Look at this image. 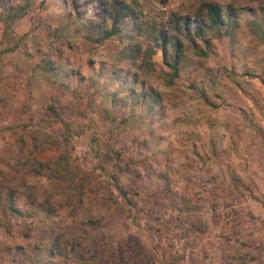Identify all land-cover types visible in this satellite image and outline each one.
I'll return each instance as SVG.
<instances>
[{
	"label": "rangeland",
	"instance_id": "374dc122",
	"mask_svg": "<svg viewBox=\"0 0 264 264\" xmlns=\"http://www.w3.org/2000/svg\"><path fill=\"white\" fill-rule=\"evenodd\" d=\"M71 1L32 0L27 14L14 22L15 36L24 37L18 49L0 53V110L33 119L46 133H60V122L48 126L42 119L46 106L55 104L70 123L69 104L83 95L87 116L72 123L83 132L56 149L40 145L35 155L49 162L67 152L89 186L76 202L60 190L63 182H52L50 172L22 174L25 185L15 188V206L24 217L0 207V264H22L35 245L52 250L45 264H175L181 255L177 264H226L225 254L233 256L229 264H264L263 47L252 44L249 30L236 27L234 38L222 33L214 39L202 64L189 52L190 64L168 86L161 49L152 55L155 70L143 76L140 59H132L126 47L151 46L159 31L168 30L171 14L189 15L197 0H124L139 12L137 23L121 20L119 31L100 43L91 38L111 29L112 21L99 15L102 2L111 0H77V9ZM215 1L238 10L240 24L260 18L264 26V0ZM5 14L0 9V16ZM2 30L0 21V39ZM45 62L61 75L42 69ZM141 86L158 94L160 103L129 100L113 111L115 94L133 99ZM22 106H27L23 114ZM101 109L127 119L105 125ZM11 120L7 116L0 124ZM23 134V129L0 131V156L10 149L27 155L32 141L27 136L20 141ZM108 145L121 150L125 162L133 160L140 175L120 171L115 157L104 160ZM230 171L256 199L244 187V196L234 190ZM165 174L172 179L175 204L163 197ZM116 177L129 189L126 197L116 188ZM190 219L205 232H187ZM255 241L262 244L259 253Z\"/></svg>",
	"mask_w": 264,
	"mask_h": 264
},
{
	"label": "trees",
	"instance_id": "16d2710c",
	"mask_svg": "<svg viewBox=\"0 0 264 264\" xmlns=\"http://www.w3.org/2000/svg\"><path fill=\"white\" fill-rule=\"evenodd\" d=\"M31 2L32 0H19L16 3H12L10 0H0V9L7 12L4 16H0V21L3 25L0 44H7V46L0 49L1 54L15 51L20 47V41L23 40L24 35L15 36L12 31L13 24L16 20L21 19L27 14ZM71 6L73 9H77V0H72ZM100 6L101 11L99 15L109 18L112 21V27L110 30H106L101 37H94L92 35L91 40L95 43L103 42L119 31L118 24L125 18H131L133 22L137 23L139 12L134 6L124 0L104 1ZM190 11L189 15H179L177 12H173L171 14V25L168 27V30L159 31L152 39L153 44L151 46L141 49L138 44H128L126 50L131 52L132 59H140L138 68L143 76H147L155 70L152 55L156 53L157 49H161L163 53V63L168 68L167 73L164 74L163 83L168 86L175 85L174 79L178 76L180 69L190 64L188 60L190 58L189 52H191L193 56L198 57V63L202 64V61L208 56V53L214 49V39L219 38L222 33H227L231 38H234V31H236V27L239 26L251 32L252 44L255 46H262L264 49V26H262L260 18L245 19L240 24V12L238 10H235L230 4L222 6L215 0H197V2L192 5ZM138 32H141L139 27ZM42 69L53 72L55 76L61 75L62 73V70L55 68L50 62H45L42 65ZM204 70H208L209 72V69ZM208 72L206 76L211 75L209 74L210 72ZM1 93L2 90L0 89V95ZM201 93L204 96V100H206L210 106L217 107L216 104L208 101L205 93ZM133 94L135 95L133 99H129L131 95L119 97L115 94L112 100L115 109L113 111L117 109L121 111L120 109L126 108L129 100H132L133 103L137 102V104L146 99H149L152 104L160 103L158 94L156 95L153 90L146 89L142 86L138 92L136 91V94L135 91L132 92V95ZM88 107V102H84V96L76 95L75 100L69 104V116L74 117L75 120L76 118H85L87 116ZM25 109H27V106H22V114L25 113ZM99 112L105 125H108L107 123L110 121L125 122L127 119L123 114L122 116H118L116 113L114 114V112L110 113L107 109H101ZM15 115L12 112H2L0 110V122L5 120L7 116H11L12 119L8 124H0V131L14 133L19 129H23L25 131V134H23L24 137L19 140L23 141L27 136L28 140L30 139L32 143L31 150L27 155L23 154L20 149L18 152H14L13 149H10L8 156H0V207L4 209H2L3 212L17 218L24 217L22 211L15 206V188L20 185H25L22 174L45 176L47 172H50L48 177L52 179L53 183L57 184V186H60L62 182L65 184V188L61 187L60 190L67 195L68 199L72 198L74 201L79 202L85 188L89 186V177H87L86 174L84 176L80 175L78 168L72 165V160H69V154H67V152H61L56 158L50 159L49 162H44L41 161L35 153L40 145H43L42 147L45 150H51L56 149L62 144H67L68 137L81 134L83 129L79 128L78 125L72 124L75 122L74 119L70 123L63 120L62 113L55 104L49 103L48 106H46V117L42 119L47 122L48 126L56 121L60 122L63 126L58 129L60 133H56V129H51L46 133L43 126L33 124V119L27 118L24 120L21 119L20 116L17 117ZM255 132L262 137L263 132L259 127H256ZM213 151H215V148H213ZM102 157L104 160H111L115 157L118 159L117 167L120 171L132 173L135 176L140 175V170L135 166V162L133 160H126L125 162L123 152L121 150H116L114 146L108 145V150ZM122 162L123 164H121ZM230 172L232 173L230 174V180L234 190L240 193L241 196H244L245 194L241 192V188L244 187L249 191V197L256 199L257 197L254 196L241 177L237 176L233 171ZM164 179L163 197L175 204L179 200L172 188V179L169 178L167 174L164 175ZM115 185L121 195L126 197L129 189L119 184L117 177L115 178ZM48 212H51V210L48 209ZM3 224V216H0V226H3ZM186 231L190 233L205 232L204 228L197 226L194 219H190L189 227ZM27 235L28 234H25L24 236L27 237ZM257 242L258 241H255L252 244L253 248L259 253L263 247L260 242ZM196 246L197 244L193 247ZM22 247V245L17 246V248ZM41 249L40 246L35 245L31 253L25 255L22 264H45V257L54 255L52 250L45 249L46 251H43ZM39 250H41L43 254L37 256L36 254ZM183 258L184 255L176 258L175 264L178 263V260L182 261ZM225 259L226 264H229L233 256L231 254H225L223 255V260Z\"/></svg>",
	"mask_w": 264,
	"mask_h": 264
}]
</instances>
